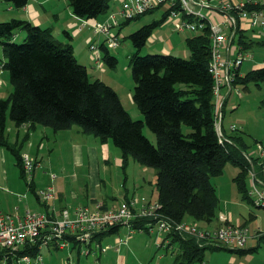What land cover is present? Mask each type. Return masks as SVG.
Instances as JSON below:
<instances>
[{"label": "trees", "instance_id": "obj_1", "mask_svg": "<svg viewBox=\"0 0 264 264\" xmlns=\"http://www.w3.org/2000/svg\"><path fill=\"white\" fill-rule=\"evenodd\" d=\"M3 1L12 2L16 8L28 3V0ZM67 1L77 16L97 19L110 10L113 0ZM256 8L264 9V5ZM180 10L183 19L206 24L200 33L186 39L189 58L171 53L140 54L164 17L130 34L136 48L130 55L134 78L132 98L145 120L131 116L112 85L100 78L93 79L87 66L78 61L73 47L56 40L51 28L21 18L0 22V46L5 58L1 68L8 70L13 86L10 95L0 99V145L14 154L24 177L21 149L30 131L12 144L8 135L9 119L17 127L29 123L30 129L37 124L56 131L79 125L82 131L100 136L104 141L112 139L122 151L124 168L133 157L156 169L161 209L174 220L190 217L210 224L217 219L219 196L211 179L222 175L228 163L240 168L234 181L242 198L252 202L248 196L251 162L245 157L247 143L243 132L237 129L228 135L223 129L229 141H221L216 127L214 77L209 71V22ZM166 14H169L168 8ZM131 20L124 21L121 27ZM19 29L26 31L22 43L14 41ZM236 35L243 50L252 46L239 27ZM102 58L111 68L117 67L119 60L109 49L104 48ZM178 83L186 84V88L177 89ZM234 83L245 88L251 83L260 86L264 83V65L244 75L237 70ZM145 124L156 135L157 144L144 134ZM183 125L191 130L185 132ZM253 162L256 164L257 159L253 158ZM28 185L35 192L33 182ZM145 223L146 219L136 221L134 227L139 229ZM118 229L110 228L107 232ZM172 241L179 248L174 256L175 264L202 262L208 249L220 250L213 246L200 247L194 237L183 239L177 235ZM225 250L243 254L253 249ZM39 251L38 246H33L18 253L35 256Z\"/></svg>", "mask_w": 264, "mask_h": 264}, {"label": "crops", "instance_id": "obj_2", "mask_svg": "<svg viewBox=\"0 0 264 264\" xmlns=\"http://www.w3.org/2000/svg\"><path fill=\"white\" fill-rule=\"evenodd\" d=\"M52 1L53 0H28V3L24 7H20L17 9L18 12H17L16 18L27 19L31 21L32 23H34L35 25H40L43 28H51L53 36L56 40H58L59 42L65 45L70 44L73 47V50L75 52V55L78 61L88 66L87 68L90 74L94 75L93 76L94 78H100L106 83L112 85L118 91L124 105H126L125 100H127L131 105L135 106L133 98H132L134 84L131 83L129 85L128 93L126 92V89H121L120 87L121 85L118 82V80L115 77H111V76L108 77L107 75L108 70L105 69L104 67L98 66L96 60H94L93 58L94 55L92 56V54L89 52V44L93 40H100V39L102 40V37L95 33V30L92 26V22L96 20V18L88 19V18L77 16L73 12L67 0H59L60 4H52ZM255 1H259V0H255ZM113 2H115L116 4L115 3L111 4L110 10L106 14L98 17L97 20H103L109 17L111 14L117 12L119 2L116 0H113ZM166 11L167 9L164 10L163 12V17L165 18L163 22L165 24L163 25L162 29L159 32L155 34L157 30L156 29L153 32V34L150 36L149 39L150 40L153 39V40L151 42V46L149 47L153 48L155 50L154 52H160V53L167 54V53L176 52L175 50H180L178 48L184 42L186 46V49H184V52L186 55L189 54L187 44H186V39L194 35H192L191 33H185L183 35L178 34V36H176L175 33L172 34L170 32V26H177L178 19L174 20V18L170 17L169 14H166L164 16V13H166ZM202 11L204 12L205 15L208 16L210 20L215 21V22L220 21V20L222 21L223 14L219 10L218 7L216 6L204 7L202 8ZM155 20H160V19H155ZM124 21L126 20H123V22ZM237 26L240 28V31L244 32L246 36L245 38L247 40L249 39L253 44L249 49L243 50L242 49L243 45L238 43V40H237L238 36L236 35V30H237L236 28L234 35L230 34L229 41H228V48L230 49L231 58H234L237 52L243 51L246 54V59L247 58L252 59L253 67L250 70L264 65V53L259 51L261 47H264V26L252 25L249 22V20L242 19V18L238 19ZM120 27L118 29L119 32H121ZM257 49H258V54L256 55L254 51H256ZM251 50H253V53H251ZM243 64L238 68L241 75H244L245 73L250 71V70L242 71ZM2 69L3 68H0V85L2 84V80L4 79V77H2V75L4 74ZM105 78H108V80L112 81L113 83L106 81ZM113 80H116V81H113ZM251 84H254V83H251ZM256 86L261 87V85L260 86L256 85ZM241 89L250 90L249 86L245 88L243 85H239V84L237 85L235 83L232 85V87L224 86L221 89V95H220V98L217 100V103L219 104V110L223 114V118L227 112H232V111L236 112L235 110L238 109V106L242 101L247 102L246 97L244 99ZM121 94H123V96ZM1 98H5V97H0V99ZM215 102H216V99H215ZM233 124L237 127V129L240 130L241 133L243 132L242 134L247 143L245 157L249 160L248 157L257 156L264 146L259 143L261 140L256 139V138L252 140V142L247 141L246 137L249 134L247 131L241 129L243 127L244 128L248 127L247 121L245 120V118L242 116L236 117V114H230L228 116L226 126L223 124V121H222V126L226 134L230 135L233 133V130L230 129V126ZM72 127L69 129H73ZM36 128H37V125L33 129L29 130L30 131L29 138L27 142L24 143L21 149L22 152L29 153L32 156H38L37 155L38 151L33 153L30 150V147H32V144H33L31 143V140L32 138L35 137ZM9 129L10 128H8V135H9V140L12 144L16 142L18 137L20 140L23 139L25 133H27L26 127H23V126H20V129L18 127V130H16L15 135H11L9 133ZM10 131H12V129H10ZM76 131H79V130L76 129ZM42 132L45 133L47 132V130L43 128ZM107 148H108V144L104 148V153L102 154V159L106 163L109 162L110 160L108 156L105 154V149ZM91 161H92L91 164L88 165V172L86 173H88V177L91 178L92 180V188L91 190L87 189V190L82 191L81 193L82 203L80 204L94 205L97 201H100L108 207H116L120 205L121 202H123L124 200L128 198H131L135 194L145 195L152 200H158V195H159L158 189H157V196L152 197L155 192V188L153 184V181H154L153 177L155 178V175L157 173L152 174L153 177L150 181L145 175L136 176L133 174L131 176L130 172L127 171L126 173L125 171L127 181L131 180L130 187H127L126 182L124 181L125 182L123 184L124 189L118 188L117 191H114L112 195H105L103 193H99L98 188L100 187L101 179L97 177L98 175V171L96 170L97 160L96 158H92ZM115 163L116 165H119V166L123 164L121 160V156L116 155ZM227 165L225 166V168L227 167ZM256 166L257 168L254 166L256 169V172L261 178L264 179V172L261 170V168L258 165ZM126 169H129V166ZM239 171H240V168L238 166L229 170V173L232 174V178H231L232 186H230L231 196L227 198L228 200L227 203L229 204L231 202H236L238 203V205H240V207H242V209H244V205L241 204V201L239 199L240 193L234 181V178L239 173ZM77 175L78 174L74 173V177H76ZM57 176L58 175L56 173H51L50 176L48 177V180L46 181V180L40 179L39 172L35 171L34 180H33L35 192H33L29 188L26 178L22 175V172L20 170V167L17 163V160L14 154L8 148L0 145V213H7L10 215L22 217L28 209L52 212L55 214L59 213L61 209L65 207L69 208L70 210H73L74 207L79 205V203H76L75 205L71 206L70 203H68L66 199L60 194L59 189H57V192H58L57 196H55V198L50 200L49 202H41L38 197L37 191L41 188L53 186L54 184H50V183H53L54 181L56 182L55 179L57 178ZM36 178L40 180L39 183H36ZM149 182H151V185L149 184ZM249 185H250V173L248 176V186ZM222 215L227 219L226 221H224V223H229L233 225H237V224L242 225L246 223V226L249 227L250 232H251V237H250L251 241L249 242L248 246L244 248V250H247V249H253V250L250 251V253H243V254L235 252V251L224 250V249H221V251L211 250L210 251L211 253L217 252V254L216 255L210 254L208 256L209 258L208 262L205 261L206 252H207L206 251L204 261L197 262V263H200V264H264V254L259 252L260 242L264 240V237L258 235V231H264V215L262 213H258V214L250 213L249 217H246L244 215L243 219H240L239 215H234L232 211L228 209L224 210L220 208L218 212V217L214 222L210 224L199 222V221H196V222H198L203 227H216V226L223 224L221 220ZM187 219L193 220L190 217H188ZM123 227L128 229L126 226H121L115 232L109 233L107 231H101L95 234L93 237V241L89 246V249L91 252L88 254H85L83 252V249H82L83 246L81 243H76V242L75 243L72 242V244L70 243V245L68 246L69 249L67 250L65 254H63L62 251H59L53 254V252L50 250L56 249V247L49 246V249L45 250L46 252L44 253V255L42 254L43 264H69L70 262H76L77 264H95L94 252L100 253V256H98V259H100L101 264H128V260L130 259V257H128L125 252L118 253L120 251L119 245H122V244L126 245L127 243L132 241L131 245L133 248L134 246H136V244H141L142 242L147 241L149 245H152V243H154L158 247L159 242L162 239V237H160L157 232L152 233V232H147L146 230H142V231L138 230V232H142V233L136 234V231L133 232V234L131 233L132 237L130 236L131 237L130 240L128 239L129 242L127 241L126 243L119 244L116 247V244H118L122 239H124L122 237L123 235H126V238L129 235V229L127 233L116 235V233H119ZM143 233L149 234L151 236V239H149L145 235H142ZM106 240L109 242H107ZM111 243H114V244H111ZM108 245L111 246L110 249H112L115 246V250L113 249L114 252L110 253L108 252L110 249H104ZM131 250L132 252H135L133 249ZM90 257H93V258H91L90 260ZM174 263H175V260H174ZM156 264H162L161 257L157 260Z\"/></svg>", "mask_w": 264, "mask_h": 264}, {"label": "built area", "instance_id": "obj_3", "mask_svg": "<svg viewBox=\"0 0 264 264\" xmlns=\"http://www.w3.org/2000/svg\"><path fill=\"white\" fill-rule=\"evenodd\" d=\"M119 2L116 13L103 20H94L92 26L95 33L102 40H93L90 49L96 52L94 60L98 66L103 67L102 51L104 48H117L121 43V33L118 31L124 20L134 19L138 15L145 14L165 4H168V13L174 20L178 19L179 30H191L200 33L205 27V22L188 21L182 18L180 8L194 17L206 19L211 30V60L209 71L214 77V94L216 97V127L221 141H229L223 134L222 113L219 110L217 100L220 98L221 89L224 86L232 87L235 81L236 71L246 59L243 51L236 53L234 58L230 56L228 41L230 34L234 35L238 27V19H247L252 25L264 26V9L256 8L264 5V0H117ZM216 6L222 12V21H212L204 14L202 8ZM3 65H0V68ZM26 127V123L22 125ZM231 130L237 129L233 124ZM23 167L28 184L34 180L35 169L40 161L38 157L29 153H23ZM250 162L257 159L264 172V147L257 156L248 157ZM254 166V165H253ZM41 202H49L56 196L54 186L41 188L37 191ZM248 196L256 206L264 208V179L256 169H250V185ZM161 203L152 200L145 195L135 194L125 200L116 208L106 207L97 203L94 207L78 205L73 210L62 209L59 213L28 209L22 216H12L0 213V264H42L41 253L33 256L19 254L17 251L26 244L29 246L65 248L71 242L81 243L85 254L90 253L89 246L96 233L107 231L110 228L126 226L129 235L135 231L146 230L157 232L162 239L159 247L178 252L179 248L173 243L174 236L183 239L194 237L200 244L220 245L233 249L246 248L249 244L251 232L249 227L224 223L227 219L222 215L223 224L216 227H203L198 222L190 219L181 221L166 216L162 211ZM146 219L144 227L135 228L134 222ZM258 235L264 237V231H258ZM128 238L119 243H126ZM106 246L104 249H106ZM69 264H77L70 262Z\"/></svg>", "mask_w": 264, "mask_h": 264}, {"label": "rangeland", "instance_id": "obj_4", "mask_svg": "<svg viewBox=\"0 0 264 264\" xmlns=\"http://www.w3.org/2000/svg\"><path fill=\"white\" fill-rule=\"evenodd\" d=\"M114 3L115 2L113 1L111 2V4H114ZM52 4H60V1L53 0ZM167 8H168V4H165L157 9H154L152 12H148L144 14L140 18L132 19L129 23L122 25L120 29L121 31L120 32L121 33L120 45L117 48L109 49L110 54L113 56H116L119 59V62L116 68H111L110 66L107 65V63L101 60V62H103L102 63L103 67L108 70V73H107L108 77L109 76L115 77L120 83L121 89H126L127 93H128L129 85L131 83L134 84L133 71H132V66L130 64L129 56L131 55L132 52L136 51V48L133 46L132 40L130 38V34H132L134 31H136L138 28H140L142 25H145L146 23L149 24L155 19H161L163 17L164 10H166ZM17 9L18 8L13 6L12 2L0 0V22L8 21L12 18H16L17 12H18ZM123 20L124 18L123 19L121 18L122 22ZM164 24L165 23L163 22L161 25H159L155 34L162 29ZM170 32L172 34L175 33L176 36H178V34L183 35L185 33H191L192 35L198 34L196 31H191L188 29L179 30L177 26H170ZM25 36H26V31L23 29H19L17 30L15 34L14 41L16 43H22L26 38ZM152 40L149 39L147 41L146 45L140 50V54L146 55L150 53L151 54L160 53V52H154L155 50L149 47L151 46ZM90 44H89V52L92 54V56L96 55V52L90 49ZM178 49L180 50H175L176 52H173L171 54L177 55L179 57L189 58L190 54L186 55L184 52V49H186L184 42L181 44V46ZM259 51L264 53V47H261ZM251 53H253V50H251ZM254 53L257 55L258 49L254 51ZM102 54H104V51H102ZM4 61H5V58L3 55L2 47L0 46V64H2ZM252 64H253L252 59L247 58L242 66V71H249L253 67ZM2 70L4 72V74L2 75L4 79L2 80V84L0 85L1 86L0 87V97L6 98L12 92L13 86L10 82L8 70L4 68ZM91 76L94 79L93 77L94 75H91ZM105 79L108 82H112L108 80V78H105ZM113 81H116V80H113ZM176 88L185 89L186 84L178 83L176 85ZM249 88L250 90L241 89L244 99L246 97L247 102L242 101L239 104L238 109L235 110L236 112L234 111L227 112L224 115V118L222 114V121H223V124L226 126L228 116L230 114H236V117L242 116L247 121L248 127L247 128L240 127V128L248 132L249 135L246 137L247 141L252 142V140L256 138L264 142V83L261 84V87H257L255 84H250ZM121 95L123 96V94ZM125 103H126L125 105L126 109L129 111V113L134 119L145 120L144 115L141 113V111L138 109L135 103H134L135 106L131 105L127 100H125ZM30 127H31L30 124L26 123V131L30 130ZM8 128L12 129V131H10L9 129V133L11 135H15L16 130H18V127L15 126L14 122L11 119H9L8 121ZM43 128H45L47 132L45 133L42 132ZM72 128L73 129H61V130L56 131L50 126H46L43 124H37V128L35 130V137L32 138L31 140V143L33 144H32V147H30L31 152L35 153L38 151V154H37L38 156H35V157H38L40 163L38 165L39 167L36 168L35 171L39 172L40 179L47 181L51 173H56L58 175L57 178L55 179L56 182L54 181L53 183H50V184H54L53 186L57 187V188L55 187L56 196L58 193L57 189H59L60 194L66 199L68 203H70L71 206L75 205L76 203H79V205H89V204H80V203H82L81 202L82 191L87 190V189L91 190L92 188V180L91 178L88 177V173H86L88 172V165L91 164L92 158H96L97 160V166H96V170L98 171L97 177L101 179L98 192L103 193L105 195H112L114 191H117L118 188L124 189L123 184L125 182H126L127 187L131 186V180L127 181L125 171L126 173L127 171L130 172L131 176L133 174L136 176L145 175L150 181L153 177L152 174H156L155 168L145 166L141 164L139 161L135 160L133 157H130L127 162L128 163L127 167L129 166V169H126L127 167L124 168L122 166L124 165L122 151L117 145H115L112 139L109 138L107 141H104L100 136L94 135L93 133H86L82 131L79 125H73ZM76 129H78L79 131H76ZM183 129L185 132H189L191 130L190 127L186 125H183ZM143 132L151 140L153 144H157L156 135L150 130V128L146 124L143 127ZM261 141L259 143L264 146V143ZM107 144H108V148L105 149V154L108 156L110 160L109 162L106 163L102 159V154L104 153V148L106 147ZM97 153L99 156L97 155ZM116 155L121 156V160L123 164L120 166L116 165L115 163ZM253 165L256 167V165L254 163L252 164L251 162V168L254 167ZM235 167H236L235 165L228 163L222 175L215 176L211 179L212 183L218 189L219 209L220 208L224 210L228 209L232 211L234 215H239L240 219H243L244 215L246 217H249L250 213H254V214L262 213L264 215L263 207L256 206L254 203L250 202L248 199H243L241 195H239L240 196L239 199L241 201V204L244 205V209H242V207H240V205H238V203L236 202H231L229 204L227 203L228 201L227 198L231 196L230 186H232L231 185L232 174L229 173V170ZM250 169H249V173H250ZM74 173L78 175L74 177ZM156 175H155V178L153 177V180H154L153 184H154L155 192L152 197L157 196V187H156L157 186L156 184L157 176ZM39 181L40 180L36 178V183H39ZM149 184L151 185V182H149ZM97 203H102V202L97 201L94 205H89V206L94 207ZM104 206L106 205L104 204ZM116 207H111V208H116ZM127 232H128V229L123 227L119 233H116V235H121L122 233H127ZM141 233L142 232L136 231V234H141ZM142 235H145L149 239H151V236L147 233H143ZM130 236L131 234L128 235L127 237L129 240L132 237ZM122 237L125 239L126 235H123ZM129 240L127 241L129 242ZM250 241L251 240H249V242ZM111 244H114V243H111ZM119 244L120 243L116 244V247ZM131 244H132V241L127 243L126 245L125 244L119 245L120 251L118 253L125 252L126 255L130 257L129 259L130 261L128 260V264H156L157 260L160 257L162 258V264H175L174 256L177 253L175 251L171 252V250H168L164 247H159V245L157 247L154 243H152V245H149L147 241L142 242L141 244H136V246H134L133 248ZM198 244L200 247H203V246L212 247L211 245H207L204 243L202 244L198 243ZM213 247L220 248L219 251H221V248L229 249V247L220 246V245H214ZM110 248L111 246L108 245L106 249H110ZM48 249L49 247H44L41 253L44 255V253L46 252L45 250H48ZM68 249L69 247L67 246L65 248L51 249L50 251H52L53 254L59 251H62L63 254H65ZM113 249L115 250V246L112 249H110L108 252L110 253L114 252ZM131 249H133L135 252H132ZM211 250L212 249H208L206 252V258H205L206 262L209 261L208 256L210 254H215V255L217 254V252L211 253L210 252ZM235 250H240V249H235ZM259 250H260L259 251L260 253L264 254V240L260 242ZM94 256H95V264H101L100 259H98V256H100V253L94 252ZM91 258L93 257H90V260ZM196 264H200V263H196Z\"/></svg>", "mask_w": 264, "mask_h": 264}, {"label": "bare ground", "instance_id": "obj_5", "mask_svg": "<svg viewBox=\"0 0 264 264\" xmlns=\"http://www.w3.org/2000/svg\"><path fill=\"white\" fill-rule=\"evenodd\" d=\"M5 214H7V213H5ZM12 216H14V215H12ZM107 233V232H106ZM97 234V233H96ZM75 243V242H74ZM50 246H54V245H50ZM31 248V247H33V246H29V244H26V245H24L23 247H21L17 252H20L21 250H24L25 248ZM56 248H58L57 246H55ZM38 248H39V252L41 253V251H42V249L44 248H40V246H38ZM42 254V253H41ZM76 263V262H75ZM22 264H25V263H22ZM42 264H43V260H42Z\"/></svg>", "mask_w": 264, "mask_h": 264}]
</instances>
